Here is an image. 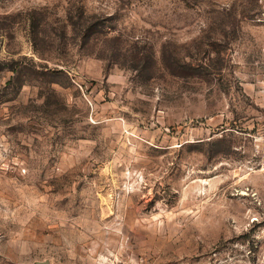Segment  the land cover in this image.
Masks as SVG:
<instances>
[{
    "label": "rangeland",
    "instance_id": "374dc122",
    "mask_svg": "<svg viewBox=\"0 0 264 264\" xmlns=\"http://www.w3.org/2000/svg\"><path fill=\"white\" fill-rule=\"evenodd\" d=\"M0 264H264V0H0Z\"/></svg>",
    "mask_w": 264,
    "mask_h": 264
}]
</instances>
